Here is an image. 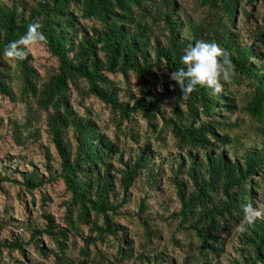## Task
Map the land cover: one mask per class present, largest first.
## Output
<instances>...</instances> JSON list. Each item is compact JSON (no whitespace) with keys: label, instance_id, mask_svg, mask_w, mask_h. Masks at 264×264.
Here are the masks:
<instances>
[{"label":"trees","instance_id":"16d2710c","mask_svg":"<svg viewBox=\"0 0 264 264\" xmlns=\"http://www.w3.org/2000/svg\"><path fill=\"white\" fill-rule=\"evenodd\" d=\"M200 1L206 8L205 17L196 26L190 23L186 36L171 0H31V8L16 0L10 5L0 2V96L11 103L33 104L44 115L45 132L57 160L56 169L44 167L46 177L35 168L19 173L18 160H14L8 164L12 169L0 171V188L8 182L31 194L60 181L68 196L61 224L43 212L42 228H28L23 237H1L0 264H6L2 261L4 251L8 261H16L11 254L24 257L27 249L50 264H124L132 257L133 247L125 238V227L114 223L115 216L129 189L143 183L147 191H155L164 178L178 202L170 218L178 220V227L196 240L198 257L192 255V264H209L219 257L223 236L232 235L238 241L235 264H264V219H256L243 233L233 230L243 219L244 205L257 207L256 194L264 183V140L239 151H225L232 140L220 132L230 125L219 117L233 108L225 104L229 100L226 89L212 95L197 87L184 99L179 85L170 79L173 71L185 67L181 59L185 49L198 41L215 42L229 54L235 74L249 82L251 92L240 110L264 125V53L259 52L264 49V32L256 31L245 44L233 29L239 11L247 19L251 17L243 6L255 0ZM33 22L42 25L49 41L45 48L57 66L40 79L31 54L23 61L13 60L17 70L13 76L19 84L16 95L4 50ZM106 74L120 75L125 82L133 76L139 96L127 99L126 90ZM71 89L117 112L120 121L116 130L121 135L128 131L134 148L125 152L118 137L112 142L90 119L74 112ZM153 89L173 103L171 118H163V122L175 148L183 154L160 157L147 135L143 139L136 135L133 116L140 115L147 134L163 136L164 129H158L155 122V115L162 113L152 100ZM9 126L16 144L22 146V131L27 130L16 121ZM11 175H18L19 182L11 180ZM145 211L143 197L138 218L146 244L137 258L146 264H161L158 258L148 259L151 239H156L158 231L149 224L151 219L143 217ZM1 223L5 225L6 219H0V228ZM83 229L87 230L85 236L81 235ZM38 236H45L51 247H43ZM74 236L82 243L80 257L71 255ZM103 241L115 247L112 259L104 258L97 247ZM91 254L101 261L90 258Z\"/></svg>","mask_w":264,"mask_h":264},{"label":"rangeland","instance_id":"374dc122","mask_svg":"<svg viewBox=\"0 0 264 264\" xmlns=\"http://www.w3.org/2000/svg\"><path fill=\"white\" fill-rule=\"evenodd\" d=\"M15 0H0V2L10 5ZM17 2L26 4L28 8L32 7L31 0H16ZM175 4V13L177 19L183 26V36H186L190 23L194 26L205 17L206 8L202 6L200 0H171ZM243 9L251 14L247 19L239 11L234 19L233 29L237 31L239 37L243 39L245 44H248L253 38L252 34L256 31L264 32V0H255L249 5L243 6ZM259 52L264 53L263 50ZM33 57V66L43 79L52 69L57 66L55 58H53L46 48H34L31 53ZM7 64L8 74L13 79L10 83L13 92L18 95V82L14 78L17 73L15 63L10 58H3ZM106 76L115 81L119 87L126 90L124 93L127 99L138 97L139 93L136 89L135 79L133 76L128 77V81H124L120 75ZM224 89L227 91L225 104L233 106L231 112L223 111L220 114L219 120L230 125L222 133H227L232 140L230 145L225 146V151L228 149L240 150V148L253 147L264 140V125L258 124L251 120L240 109L243 102L246 101L248 93L251 92L249 82L241 76L235 74L232 83H225ZM153 102L159 109L155 115V122L159 128L164 129L161 139L155 135L147 134L145 120L140 115L133 116V128L136 131L138 139H143L145 135L149 137L151 148L158 152L160 157H168L179 152L175 148V143L169 130L164 126L163 118H171L172 101L166 100L161 91L153 89ZM132 95V96H130ZM70 105L72 110L78 115L90 119L95 128L105 134L109 140L115 141L119 138L120 147L125 152L133 149L134 144L131 142L129 132L121 135L115 127L116 122H119L117 112H112L108 107L94 98H82L78 93L71 89ZM44 115L40 114L33 104L11 103L9 100L0 96V171L3 167L12 169L9 163L18 160L17 171L25 172L35 168L45 177L48 175L44 167L49 166L53 169L57 168L56 153L53 150L50 138L45 132L43 125ZM16 121L23 129L22 134L25 138L24 144L18 146L12 137L9 123ZM231 127V128H230ZM30 133V135L28 134ZM141 143V142H140ZM44 149H47L45 151ZM46 153L49 155V161L46 158ZM180 154V155H181ZM177 156V155H175ZM125 158V157H124ZM28 163L32 165L29 166ZM18 175H11V180L19 182ZM146 197V211L143 217L147 216L150 220L151 227L158 232L155 234L156 239H151L153 244L150 246L151 251L148 255L149 260L158 258L161 264H192V255L198 257L196 251V240L192 238L186 231L178 227V220L170 218V215L177 211L178 202L175 192L171 184L166 178L162 179L155 191H147L146 186L142 184L136 185L127 191L126 202L118 210L115 216V222L122 227H125V238L129 243H132V257L124 264H146V261H141L137 258L143 246L146 244L143 227L138 218V210L140 201ZM68 199L64 191V186L60 181L45 186L41 191H34L31 194L20 190V185L3 182L0 188V219L5 218L6 224L1 223L0 238H12L16 236L23 237L28 231V228H42L45 223L43 220V212L49 214L52 220L57 224L63 214V203ZM33 201V203H32ZM256 206H264V183L256 194ZM87 230L83 229L82 236H85ZM237 234L238 232L235 231ZM27 234V233H26ZM224 246L219 257L213 258L209 264H235L238 260V255L235 253L237 247L236 235L225 237ZM43 247H51L45 236H38ZM75 243V248L70 250L72 257H80L78 249L82 243L79 236L71 238V242ZM97 247L100 249L104 258L112 259L115 253V247L112 242L99 243ZM125 247V246H123ZM126 248V247H125ZM69 251V253H70ZM6 251L3 252L2 261L6 264H50L49 261L41 260L35 252L26 250L25 256H20L17 252H13L11 257L16 258V261H8ZM101 261L98 255L91 254L90 258Z\"/></svg>","mask_w":264,"mask_h":264},{"label":"clouds","instance_id":"9594fccd","mask_svg":"<svg viewBox=\"0 0 264 264\" xmlns=\"http://www.w3.org/2000/svg\"><path fill=\"white\" fill-rule=\"evenodd\" d=\"M41 27L39 22L29 24L24 35L6 46L4 55L14 61H23L34 48L47 47L49 41ZM181 59L185 67L173 71L170 79L179 85L184 99L197 87L210 90L212 95L220 94L224 84L232 83L235 76V65L229 54L215 42L198 41L185 49ZM256 219H264V206L254 207L248 203L243 206V219L233 230L243 233Z\"/></svg>","mask_w":264,"mask_h":264}]
</instances>
